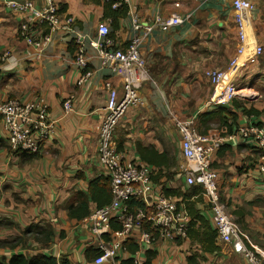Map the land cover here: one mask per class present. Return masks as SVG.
<instances>
[{"label":"crops","instance_id":"1","mask_svg":"<svg viewBox=\"0 0 264 264\" xmlns=\"http://www.w3.org/2000/svg\"><path fill=\"white\" fill-rule=\"evenodd\" d=\"M56 1L73 18L76 30L91 39H96L98 24L104 21L121 47L133 37L128 15L119 20L118 30H113L112 20L105 18L106 0ZM233 1L130 0L143 22L151 23L156 15L193 12L191 21L169 31L157 28L143 43L141 54L149 79L139 89L142 103L128 110L115 132L118 149L121 147L119 150L136 162L148 165L141 159L139 147L148 149V157L167 155L168 166L159 162L149 165L158 182L152 181L148 202L163 188L183 192L191 188L180 170L184 166L178 161L182 157V138L170 112L181 120L195 117L202 134L224 135L251 123L264 126V54L257 65L238 69L239 88L252 95L224 106H208L213 87L205 72L227 69L237 53ZM248 1L253 9L248 18L247 50L242 64L257 46L264 49V0ZM19 26V21L4 11L0 0V105L9 99L32 102L44 97L50 104L51 116L57 118L62 115L66 97L74 94L76 100L57 135L33 158L15 155L0 138V221H11L22 229L33 223H50L55 237L41 253L57 259L66 256L72 264H94L93 253L87 257L86 252L97 250L98 239L89 231L88 217L98 208L91 203L90 215L76 220L69 217L65 206L74 192H87L90 181L106 177L98 159L99 128L108 98L105 82L110 80L121 90L122 79L102 67L97 52L88 47L90 67L97 75L87 86L77 87L80 71L74 65L76 44L72 37L65 31L53 32L51 42L39 51L19 38ZM5 54L8 58L3 60ZM262 156L264 149L255 142L241 141L223 147L213 159V168L219 175L220 193L228 213L251 244L264 253V173L259 170ZM172 173L175 175L168 179ZM201 196L196 209L216 230L210 204L202 193ZM198 197L184 202L177 199L187 212V201ZM4 230L0 228V238L4 234H8L6 239L12 236L13 229ZM193 231L203 233L204 227L197 221ZM141 232V228H136L128 239L140 247L135 256L127 250L119 260L105 264H120L130 258L144 264L148 250L156 254L152 264H189V258L197 264H248L232 245L218 237L210 245L202 243L199 235L177 242L160 239L143 249ZM103 238L108 239L109 235ZM205 246L212 250L206 251ZM22 253L29 256L25 250L0 248V259Z\"/></svg>","mask_w":264,"mask_h":264},{"label":"built area","instance_id":"2","mask_svg":"<svg viewBox=\"0 0 264 264\" xmlns=\"http://www.w3.org/2000/svg\"><path fill=\"white\" fill-rule=\"evenodd\" d=\"M1 1L4 11L19 21L18 36L27 45L42 51L51 42V34L56 31H65L72 37L76 44L74 65L80 71L77 87L87 86L97 75V71L90 67L88 47L97 52L102 67L122 79L121 90L110 80L105 82L108 98L99 128L98 159L110 180L112 200L88 217L89 231L98 239V256L94 264L119 260L127 252L125 243L136 228L142 229L143 249L154 245L160 239L170 242L187 240L191 219L180 206V200L160 193L148 202L149 193L153 190L152 168L136 162L120 151L115 142V132L128 110L142 103L139 89L149 79L146 61L141 54L143 43L157 28L169 31L191 21L193 12L169 17L156 15L151 23L143 22L139 12L131 7L130 0H113V9L122 4L129 7L128 17L133 37L127 46L121 47L115 38H111V28L106 21L98 24L96 39L77 31L73 18L63 12L56 0ZM233 7L236 12L237 53L227 69L205 72L206 79L213 87L209 107H220L237 98H245L242 88L236 82L238 69L257 65L264 54V49L257 46L246 58V62L241 63L247 50L248 18L253 6L248 0H234ZM7 58L8 55L5 54L3 60ZM75 100L74 94L66 97L62 102V115L57 118L51 116L50 104L44 97L32 102L7 100L0 105V138L6 142L12 153H41L46 143L57 135L63 119L74 110ZM170 116L181 135V153L188 163L180 170L186 176L188 187L202 188V195L214 214L218 238L223 243L232 245L236 253L246 258L248 264H264V253L251 244L228 213L220 193L219 175L213 168L214 157L229 144L253 141L259 148L264 149V126L251 123L224 135L202 134L198 130L195 117L181 120L171 112ZM261 159L263 163L259 170L264 173V156ZM133 200L143 201L145 207L133 209L130 205ZM112 223L120 225L121 229L112 231ZM144 226L149 227V230L145 231ZM105 234L109 235L108 239L103 238Z\"/></svg>","mask_w":264,"mask_h":264},{"label":"trees","instance_id":"3","mask_svg":"<svg viewBox=\"0 0 264 264\" xmlns=\"http://www.w3.org/2000/svg\"><path fill=\"white\" fill-rule=\"evenodd\" d=\"M114 1L113 0H106L105 1V18H110L112 20V28L114 31L118 30V22L121 18H125L128 15L129 7L125 4L120 5L118 8L113 9ZM62 10H65L63 8ZM111 36V35H110ZM111 38H114V35L111 36ZM249 113H254V110H250ZM231 133L233 131H230ZM9 149V148H8ZM121 149V147H119ZM149 151L146 148H140L139 147V154L143 161H146L148 165L151 164H166L168 166V163L166 161L167 155H159L157 156L155 154V157H148L146 154H148ZM155 153V152H153ZM15 155H21L23 157H31L33 158L37 154H29L26 152H18L14 153ZM163 159V160H162ZM175 174H169L168 179H172ZM159 177V176H157ZM151 181L158 182V178L151 176ZM190 192H183L181 190H173V189H167L163 188L162 193H164L166 196L170 197H176L181 198L184 202L186 199L190 200L193 196H199L195 201L188 202L186 204V209L188 214L191 217V222L188 229V238L192 237H198L202 243H206L207 245H210L212 242H214L217 237V230H214L211 228L209 223L204 219V217L200 214V211L196 209V204L202 201V188L193 186L190 188ZM112 200L111 195V189H110V180L109 178L102 176L97 179H94L89 182L88 185V191H76L74 192L70 199L68 200L66 204V209L69 211V217L71 219L76 220H82L86 217H88L91 213L90 211V204L93 203L97 206V208H102L105 205L109 204ZM131 207L134 209H143L145 207V203L143 201H132L130 203ZM199 221L203 227L204 231L203 233H196L194 230V227L196 225V222ZM9 228V229H17L20 231V235L15 237L13 240H0V247L1 248H9L12 250H16L17 247L22 246L25 247L26 244V238L32 236L35 243H37L39 250L35 251L32 255H26V254H15L11 258H1L0 264H72L70 259L66 256L61 257L60 259H57L56 257L50 256L48 254H43L40 252V250H46L50 247V245L53 242V239L55 237V232L53 225L50 223H33L24 229L19 227L17 224L11 222V221H0V228ZM113 231H118L121 229V226L112 223L111 225ZM143 229L145 231L149 230V227L144 226ZM126 249L132 254V256H135L136 253L140 250V247L133 243L132 241L128 240L125 243ZM204 249L206 251H211L212 249L210 247L205 246ZM93 253L94 257L97 258L98 256V250H87L86 255L89 257L90 253ZM147 259L144 264H152L153 259L155 258L156 254L148 250L146 253ZM189 264H197L193 258H189ZM120 264H137L134 258H130L127 260H123Z\"/></svg>","mask_w":264,"mask_h":264},{"label":"rangeland","instance_id":"4","mask_svg":"<svg viewBox=\"0 0 264 264\" xmlns=\"http://www.w3.org/2000/svg\"><path fill=\"white\" fill-rule=\"evenodd\" d=\"M243 95H252V93L250 91H243L242 92ZM180 162H182V164L185 166V165H188L187 161L180 157L178 158ZM187 191H191L190 188ZM4 231H6V228L4 227ZM12 236H9L7 239L6 237L8 236V234H4L3 236H1L0 240L3 241V240H13L15 237L19 236L20 235V231H18L17 229H14L13 232H12ZM30 239H33L32 236L26 238V244H25V247H22V246H19L17 247V249L15 251L17 252H20L21 250H25L27 254L29 255H32L35 251H38L39 250V247L37 245V243H35V241L33 240H30ZM1 248V247H0ZM3 249H8V250H12V249H9V248H3Z\"/></svg>","mask_w":264,"mask_h":264}]
</instances>
